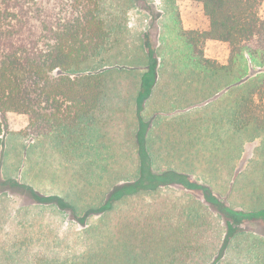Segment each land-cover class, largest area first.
Masks as SVG:
<instances>
[{
    "label": "rangeland",
    "instance_id": "obj_1",
    "mask_svg": "<svg viewBox=\"0 0 264 264\" xmlns=\"http://www.w3.org/2000/svg\"><path fill=\"white\" fill-rule=\"evenodd\" d=\"M99 4V16L111 29L110 37L82 68L104 73L116 94L114 101L118 108L105 116V127L95 131L97 137L86 142L84 146H90L85 147L87 152L80 149L77 153L65 150L55 135L33 138L20 134L26 127L27 118L7 114V129L0 137L9 130L17 131L19 137L8 134L0 139V264H31L29 258L32 256H40L45 263L52 264H70L72 261L90 264L86 259L88 252L97 245L95 241L106 239L104 230L114 225L129 231L127 242L132 249L129 248L131 255L125 260H113L108 264H160V255L152 251L140 255L136 246L141 236L139 231L151 221L141 218L139 208L131 215L114 220H99L95 212L102 207L106 192L117 180L124 177L132 180L137 176L136 138L140 144L143 142L153 111L163 116L168 114L166 122L169 120L176 126L180 119H170L168 112L182 113L183 105H192L198 97L203 101L209 99V94L217 96L221 101L216 104L217 108L222 102H232L235 92L231 96L234 84L231 76L204 77L184 64L185 47L175 30L180 26L185 31L208 29L209 22L201 3L195 0H99ZM259 16L264 20V0ZM199 47L203 55L217 65L228 64L229 51L225 43L207 40L199 43ZM253 69L254 72L261 70ZM142 79L146 83L142 91L144 102L139 94ZM150 85H153L151 91ZM222 120V129L213 131L210 139L202 135V145L188 148L191 152L178 157L182 162L177 166L180 170H194L200 183H210L215 189H220L216 184L222 183L214 184L216 179L211 180L214 171L227 175L232 182L226 206L229 211L212 213L208 208L203 209L209 225L198 228L197 239L200 241L191 246L192 253L179 251L175 245V264H264L262 134L252 127L233 130L227 118ZM194 124L205 126L203 121ZM183 125L192 123L181 122L180 126ZM153 137L157 144L153 150L158 155L160 140L155 133ZM203 144L209 154L204 153ZM195 158L201 161L196 160L199 163L197 169ZM209 158L218 166H214L212 173L209 172ZM221 165L223 167H219ZM29 190L45 197H60L78 213V217L73 218L70 209L37 202ZM163 194V200L178 198L181 204L191 197L174 186L165 189ZM205 194L198 193L203 198H206ZM158 197L153 195L152 199ZM137 198L144 201L143 194ZM208 206L218 210L215 205ZM144 210L146 207L143 206ZM85 212L90 215L81 220L79 216ZM152 214L163 217L167 213L154 206ZM226 225L238 231L226 241L220 256ZM125 254L126 249L119 246L116 257ZM170 259L174 260L173 255Z\"/></svg>",
    "mask_w": 264,
    "mask_h": 264
},
{
    "label": "trees",
    "instance_id": "obj_2",
    "mask_svg": "<svg viewBox=\"0 0 264 264\" xmlns=\"http://www.w3.org/2000/svg\"><path fill=\"white\" fill-rule=\"evenodd\" d=\"M195 1L202 4L209 26L203 32L185 31L181 26L176 28L175 35L185 47L184 64L204 77L231 76L234 80L231 96L235 92L232 102H222L217 108L220 101L217 96L213 98L209 94V99L203 101L198 97L192 105H183L182 113L168 112L170 119H180L176 126L169 120L166 122L168 114L163 116L153 111L143 142L140 144L136 138L137 176L132 180L126 177L117 180L106 192L102 207L95 212L99 220H114L131 215L139 208L141 218L151 221L139 231L141 236L136 246L140 255L151 251L160 255V264H175V245L179 251L192 253L191 246L200 241L198 228L209 225L203 209L208 208L212 213L229 211L226 206L232 189L231 179L223 172H215L218 166L209 158V172L214 171L211 180L216 179L214 184L222 183L216 184L224 191L222 193L215 185L200 183L194 170L178 169L177 165L182 162L178 157L190 153L191 146L202 145V135L210 139L213 131L221 130L223 118H227L233 130L248 127L258 130L262 134L264 152V20L259 16L262 0ZM99 11V0H0V136L7 129V114L15 113L27 118V125L20 132L24 136L55 135L65 150L74 153L90 148L84 146L86 142L97 137L95 131L105 127V116L118 108L114 101L116 94L104 73L82 68L110 37L111 29L100 18ZM207 40L227 45V65L219 66L203 55L199 43ZM253 67L261 70L254 72ZM246 77L249 79L244 81ZM145 84L142 79L139 94L143 102ZM152 87L150 85V91ZM184 119L192 125L180 126L181 122L185 123ZM200 121L205 126L194 124ZM153 133L160 140H157L161 145L158 155L153 150L157 145ZM203 147L204 153L209 154L206 146ZM196 160L200 159H194L197 169ZM171 186L191 197L182 204L178 198L163 200V191ZM199 192L206 193V198L200 197ZM30 194L41 204L70 209L73 218L78 217V213L58 196L45 197L34 191ZM140 194L144 201L137 198ZM153 195H159L157 200L152 199ZM217 203L220 204L217 206ZM209 204L217 206L218 210L209 208ZM143 206L146 207L144 211ZM154 206L165 209L167 214L163 217L152 214ZM88 215L90 213L85 212L79 218L83 220ZM237 231L226 228L220 256L226 241ZM128 232L115 225L108 226L104 230L106 239L95 241L97 245L88 252V262L108 264L113 260H125L131 255ZM119 246L126 249V254L117 258ZM172 255L174 260L170 259ZM29 259L31 264L45 263L40 256ZM165 259H169L168 263ZM70 264L78 263L72 261Z\"/></svg>",
    "mask_w": 264,
    "mask_h": 264
},
{
    "label": "crops",
    "instance_id": "obj_3",
    "mask_svg": "<svg viewBox=\"0 0 264 264\" xmlns=\"http://www.w3.org/2000/svg\"><path fill=\"white\" fill-rule=\"evenodd\" d=\"M26 125H27V124H26ZM17 133H18L17 131H11V130H9L8 133H6V134L4 135V137H0V139L5 138L8 134H13V135L19 137V136H18L19 133H18V134H17ZM18 179H19V178H18Z\"/></svg>",
    "mask_w": 264,
    "mask_h": 264
}]
</instances>
